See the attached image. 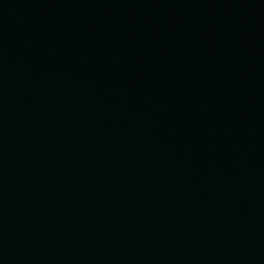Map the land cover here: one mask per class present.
Wrapping results in <instances>:
<instances>
[{
    "label": "water",
    "instance_id": "1",
    "mask_svg": "<svg viewBox=\"0 0 264 264\" xmlns=\"http://www.w3.org/2000/svg\"><path fill=\"white\" fill-rule=\"evenodd\" d=\"M0 48L223 264H264V0H0Z\"/></svg>",
    "mask_w": 264,
    "mask_h": 264
}]
</instances>
